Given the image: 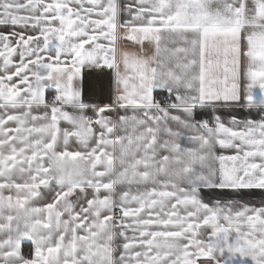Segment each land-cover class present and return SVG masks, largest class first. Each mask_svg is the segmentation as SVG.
<instances>
[{"label":"snow or ice","instance_id":"snow-or-ice-1","mask_svg":"<svg viewBox=\"0 0 264 264\" xmlns=\"http://www.w3.org/2000/svg\"><path fill=\"white\" fill-rule=\"evenodd\" d=\"M0 264H264V0H0Z\"/></svg>","mask_w":264,"mask_h":264},{"label":"crops","instance_id":"crops-1","mask_svg":"<svg viewBox=\"0 0 264 264\" xmlns=\"http://www.w3.org/2000/svg\"><path fill=\"white\" fill-rule=\"evenodd\" d=\"M108 71L109 70H105L106 73ZM84 89H85V99L88 102L99 103L101 105L110 102V93L107 88V77L104 78V83L102 86H100L96 81V79L86 70Z\"/></svg>","mask_w":264,"mask_h":264}]
</instances>
